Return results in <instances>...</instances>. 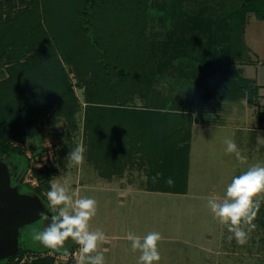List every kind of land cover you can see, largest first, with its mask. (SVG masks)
<instances>
[{
	"label": "trees",
	"instance_id": "1",
	"mask_svg": "<svg viewBox=\"0 0 264 264\" xmlns=\"http://www.w3.org/2000/svg\"><path fill=\"white\" fill-rule=\"evenodd\" d=\"M150 2L34 0L7 17L4 7L10 4L0 3V62L7 67V77L0 81V159L7 165L11 179L22 184L28 170L23 145L29 128L41 125L56 104L70 123L64 100L76 99L64 67L68 66L77 79L85 80L83 136L93 160L88 162L98 175L103 179L122 176L126 171L123 160L137 150L145 152L144 158H152L156 165V170L146 173L149 191L185 193L191 116L168 108L132 107V95L121 94L126 87L136 88L139 83L149 90L156 86L152 77L156 57L151 54L144 31ZM250 12L264 20V0H247L222 22L228 30L232 59L228 65L244 60L248 49L243 43V31ZM224 68L218 67L216 78L206 73L194 76L193 101L206 97L208 92L217 93L219 84L230 79ZM115 73L119 75L116 84L111 82ZM151 98L144 95L145 105ZM165 101L160 102L163 105ZM157 173L160 175L153 181ZM53 174L50 169H39L35 178L49 184ZM169 178L171 185L167 183ZM32 190L42 202L46 201L38 189ZM26 252L18 246L4 264L53 262L47 255L22 262Z\"/></svg>",
	"mask_w": 264,
	"mask_h": 264
},
{
	"label": "rangeland",
	"instance_id": "2",
	"mask_svg": "<svg viewBox=\"0 0 264 264\" xmlns=\"http://www.w3.org/2000/svg\"><path fill=\"white\" fill-rule=\"evenodd\" d=\"M32 1L34 0H0V3L4 5L10 4V8L4 7V17L14 15L17 10L30 6ZM246 1L151 0L149 8L146 10L170 9V7H184L191 10L188 23L192 24L193 28L199 27L201 38L205 37L206 39L201 41L199 34L195 33L198 36L197 45L191 48L192 55L203 58V62L206 59L203 72L205 73L206 68L216 72L219 66H223L224 69H228V78L239 76L241 78L244 76L256 78L257 84L264 86V64L262 66L257 64V53L250 49L253 43H256V46H259V56L264 60V20H259L253 12L246 14L245 41L248 50L244 56L245 62L243 60L242 62H234L231 67L227 64L232 60L229 59L228 54L215 52V26L222 24L229 15L237 13ZM144 31H146L151 44L152 56L159 58L157 71L162 73L161 81L166 89L156 96L155 87V92L151 98L149 88L147 89L146 85L139 83L136 84V88L126 87V90L124 89L121 94L132 95L130 97L132 107L143 108L147 106V108L156 109V99L158 98V102L163 99L166 100L161 105L162 108L172 107L174 106L171 105L173 101H168L167 93V91L169 92L167 84L171 87L170 92L173 94L176 92L171 86L174 79H170L171 76L175 75V70H171L173 68L167 62L171 48L163 46L162 40L155 41L158 32L155 29H150L147 22ZM244 32L245 30L243 37ZM251 61H255L254 67L243 72V68L241 69L243 64ZM222 62L225 64H221ZM64 67L76 99L75 102H70L68 98L66 101L64 100L65 112L70 123L62 116L63 111L56 104L46 114L41 125L27 130V139L23 149L29 160V166L22 180L23 185L18 183L17 179L12 178L13 187L17 188L21 194L31 195H34L32 189H38L40 194L43 193L42 196L46 200L43 201V204L51 215L56 213L53 206L50 205L46 193L50 189L53 179L58 178L69 189L70 193L75 192L77 196L74 199L78 197L95 199L97 211L89 221L90 230H100L104 233L105 240L100 242L97 248L105 246L111 248L113 257L110 258L114 259V264H138L135 262L134 253L135 251L140 253V250H132L131 242L126 237L129 232L143 237L152 231L161 234V240L157 244L161 256L158 264H264V192L253 197L254 200L260 199L261 205L251 221L256 227L251 230L249 238L244 244H238L235 239H228L230 233L227 231V225L222 224L218 218L214 217L207 206V201L210 198L223 201L227 185L233 176L243 173L250 166L264 165V133L254 143L249 136H253L254 133L250 131L248 132L249 135L244 131L236 135L229 134L226 132L227 130H220L218 133L217 129L193 127L188 190L187 193L185 191L181 195L150 194L138 191V188H144L146 185L144 173L149 175L151 170H156V165L153 164L152 158H144L146 157L145 152L137 150L133 151L122 162L124 169L132 171V173L127 174L123 179L114 177L110 182L105 181L98 177L89 164L88 160H93L89 158L86 146L85 160L82 165H74L67 160L68 152L73 150L77 144L83 142L85 145L83 130L86 94L85 80L77 79L71 68ZM167 69L170 70L168 73ZM153 73L152 77L156 82V67ZM197 76L198 74L196 78ZM6 77L7 67L3 62H0V81ZM118 80V74L115 73L111 76L112 83L116 84ZM230 86L231 83L227 84L226 87L219 84L215 91L220 97L222 91L230 88ZM132 93H135L134 96ZM146 94H149L152 100L149 105H145L143 99ZM213 111L206 116V113H199L197 121L225 123L229 120V111H227L226 106L223 110L214 109ZM227 138L235 140L242 154L247 156L246 161H241L236 158L234 153L225 151L224 141ZM39 169H50L54 172L49 184L37 181L35 173ZM19 172L22 175L23 168ZM25 185L32 189H27ZM51 215H44L36 222L18 230V246L27 251L22 262H32L36 257L41 258L47 255L53 259L51 264H77L75 255L66 257L62 251L49 249L32 241L31 232L34 229L38 230L45 227L50 222ZM242 226L247 230V224L242 223ZM3 237L4 235H0V264L5 262V257H2L1 254L4 246ZM64 247H67L70 253H76L79 245L69 237L65 241ZM56 253L60 254L55 255ZM102 254L104 255V253ZM104 257L106 261L107 258L105 255Z\"/></svg>",
	"mask_w": 264,
	"mask_h": 264
},
{
	"label": "crops",
	"instance_id": "3",
	"mask_svg": "<svg viewBox=\"0 0 264 264\" xmlns=\"http://www.w3.org/2000/svg\"><path fill=\"white\" fill-rule=\"evenodd\" d=\"M192 11L185 9L184 7H170V9H154L147 11V23L150 29H155L158 34H156L155 41L162 40L163 46L167 48H171L168 57V64L172 66L175 70L174 76H171L170 79H174V82L171 84L174 87L176 92L173 94L171 91L170 85L167 84L168 93V101H173L171 105L172 107L168 108V111H176L181 112L191 116V127H190V139H189V151H188V177H189V166H190V152H191V137L193 127H207L209 129H217L220 133V130H227L229 134L242 133V131L247 132L249 135V131L253 132L254 135H249L254 143H256L259 139V136L264 133V86L257 84V80L252 78H241L240 76L235 80L225 81L222 86L226 87L227 84L231 83L230 88L223 90L220 97L215 92H208V95L203 98H198L193 101L192 99V88H193V80H197L194 78L195 75L204 74L201 67L204 66L203 58L196 57V55L191 54V48L197 45L198 36L195 33L199 34L201 38V29L199 27L193 28L192 24L188 23V17H190V13ZM168 16V17H167ZM248 26V25H247ZM246 26V27H247ZM216 32V48L215 52L217 54H228L230 57L229 50V40L227 35V27L223 24H219L215 26ZM244 37L243 43L246 46L245 41V33L246 28H244ZM224 33V34H223ZM255 33V32H254ZM194 34V36H193ZM154 37V36H153ZM206 40L205 37L201 38V41ZM203 43V42H202ZM252 45V44H251ZM253 52H256L258 56L256 59L258 61L257 64L262 66L264 64V60H262L259 56V46H256V43H253L252 48ZM227 51V53H225ZM231 59V58H229ZM154 59H152V62ZM242 62L241 60H236V62ZM159 62V58L156 57V96L163 92L166 87L161 81V75L159 71H157V64ZM211 62V61H210ZM243 62H245L243 60ZM255 62V61H254ZM254 62H246L243 64V72L246 69L254 67ZM230 63V62H229ZM221 64H225L222 62ZM194 65H199L194 69ZM221 67V66H219ZM202 69V71H201ZM170 70L167 69V73ZM201 71V72H200ZM200 72V73H199ZM205 73L207 77L212 74H215V78L218 77L217 71L214 72L212 69H205ZM244 74V73H243ZM160 75V76H159ZM213 77V76H212ZM231 78V77H230ZM235 77H233L234 79ZM155 87L150 88L151 97L155 92ZM223 89V88H221ZM240 92V93H239ZM215 95V96H214ZM159 98L156 99V109H162V102H158ZM152 102V100H151ZM218 104V105H217ZM224 106H226L227 111H229V120L225 123L222 122H198L197 117L199 113L212 112L214 109L223 110ZM142 107H140L141 109ZM151 109V108H149ZM164 110V109H162ZM215 111V112H217ZM214 112V111H213ZM197 114V115H196ZM138 171V170H136ZM96 172V171H95ZM142 172V171H138ZM97 173V172H96ZM132 173V171H125L122 176L117 177L119 179H123L127 174ZM144 173V172H143ZM98 175V173H97ZM146 177V185L144 188H138V191L147 192L150 194H162V195H173L156 191H149L147 187V176ZM99 178H101L98 175ZM114 177L110 179H103L105 181H111ZM188 190V180L186 193ZM181 195V194H174ZM185 195V194H184ZM97 252L104 253L107 260L105 263H113L114 259L113 252L111 248L101 247L96 249ZM128 252V250H127ZM141 253L139 251H135L134 257L135 262H138L139 256ZM122 261V260H121ZM116 262V261H115ZM118 262V260H117ZM116 262V263H117ZM206 263H208L206 261Z\"/></svg>",
	"mask_w": 264,
	"mask_h": 264
},
{
	"label": "clouds",
	"instance_id": "4",
	"mask_svg": "<svg viewBox=\"0 0 264 264\" xmlns=\"http://www.w3.org/2000/svg\"><path fill=\"white\" fill-rule=\"evenodd\" d=\"M224 144L227 153H234L241 161L247 160V156L242 154L234 139L227 138ZM85 151V145L81 142L68 152L67 160L74 165H82ZM159 175L160 173H157L153 181ZM167 183L171 185L172 179L169 178ZM261 192H264V165L257 164L232 177L222 202L217 198L208 199L207 206L214 217L227 225L229 240L235 239L238 244L246 243L249 233L256 227L251 221L261 205L260 199L254 200L253 197ZM46 195L56 214L50 217V222L45 227L31 232L32 241L43 247L62 251L66 257L75 255L77 264H105L104 255L96 251L98 244L105 240V235L100 230H90L89 224L96 214L97 201L90 197L74 199L77 194L70 193L58 178L53 179ZM242 223L248 225L247 230ZM69 237L79 245L76 253H70L69 249L64 247ZM126 238L131 242L132 250H140L138 264H158L161 259L157 248L158 241L161 240L159 232L152 231L143 237L129 232Z\"/></svg>",
	"mask_w": 264,
	"mask_h": 264
},
{
	"label": "water",
	"instance_id": "5",
	"mask_svg": "<svg viewBox=\"0 0 264 264\" xmlns=\"http://www.w3.org/2000/svg\"><path fill=\"white\" fill-rule=\"evenodd\" d=\"M44 215H51L41 199L21 194L11 184L7 165L0 159V235H4L2 257L8 258L18 249V230ZM52 216V215H51Z\"/></svg>",
	"mask_w": 264,
	"mask_h": 264
}]
</instances>
